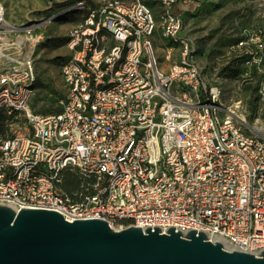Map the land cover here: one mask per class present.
<instances>
[{"label": "built area", "instance_id": "1", "mask_svg": "<svg viewBox=\"0 0 264 264\" xmlns=\"http://www.w3.org/2000/svg\"><path fill=\"white\" fill-rule=\"evenodd\" d=\"M180 1L158 0L155 11L142 0H70L23 24L9 23L0 3V110L31 127L28 135L0 130V204L51 209L68 221L102 218L113 229L201 230L228 249L264 250V131L207 84L182 34ZM74 13L81 18L67 34L62 109L36 113L33 42L48 38L45 24ZM156 30L171 41L167 59L180 46L167 71ZM235 46L246 73L261 67L262 29L244 31ZM70 168L97 177L95 193L77 203L58 186Z\"/></svg>", "mask_w": 264, "mask_h": 264}, {"label": "rangeland", "instance_id": "2", "mask_svg": "<svg viewBox=\"0 0 264 264\" xmlns=\"http://www.w3.org/2000/svg\"><path fill=\"white\" fill-rule=\"evenodd\" d=\"M67 1L70 0H0V3L6 7L10 23L23 24L46 19L60 11ZM105 1L108 0H87L92 7H98ZM142 1L155 11L159 9L158 0ZM177 11L184 18L182 34L191 43L192 59L202 69L207 84L221 88L220 101L224 107L242 113L246 122L264 131V95L260 92L264 86V62L259 69L246 73L241 51L235 46L244 31H264V0H181ZM79 18L81 13H74L71 18L61 17L41 28L48 38L36 46L33 54L37 81L31 108L36 113L46 115L62 109L65 87L61 64L70 56L67 34ZM154 41L160 66L167 71L178 60L180 46H176L174 55L167 59L165 51L171 41L162 38L159 30L154 34ZM235 68L240 69L239 75L230 76ZM257 85L259 89L254 97L259 98L256 107V103L250 104L251 94L246 87L255 88ZM6 125L9 135H28L31 132L27 118L21 115L6 120ZM73 171L83 178L91 176L79 169Z\"/></svg>", "mask_w": 264, "mask_h": 264}, {"label": "water", "instance_id": "3", "mask_svg": "<svg viewBox=\"0 0 264 264\" xmlns=\"http://www.w3.org/2000/svg\"><path fill=\"white\" fill-rule=\"evenodd\" d=\"M0 264H264V250L228 249L201 230L113 229L102 218L0 204Z\"/></svg>", "mask_w": 264, "mask_h": 264}, {"label": "trees", "instance_id": "4", "mask_svg": "<svg viewBox=\"0 0 264 264\" xmlns=\"http://www.w3.org/2000/svg\"><path fill=\"white\" fill-rule=\"evenodd\" d=\"M240 73L239 68H235L230 73V76H237ZM259 89V85L255 88L246 87V90L250 92L251 99L250 104L258 102V96L254 97ZM255 98V99H254ZM18 113H13L12 115H8L4 113L3 110H0V130L4 133L7 132L6 120L13 119V116ZM252 119V118H251ZM74 169H64L60 172V181L58 182V186L61 189L62 193L67 196L71 202L77 203L82 201L87 195H92L95 193L94 184L97 181V177L94 175L82 177L79 173L73 171Z\"/></svg>", "mask_w": 264, "mask_h": 264}, {"label": "bare ground", "instance_id": "5", "mask_svg": "<svg viewBox=\"0 0 264 264\" xmlns=\"http://www.w3.org/2000/svg\"><path fill=\"white\" fill-rule=\"evenodd\" d=\"M9 22V21H8ZM10 23V22H9ZM40 38H42V36H40L39 37V39ZM38 42H33V45H32V48H31V50H30V54H31V52H33V51H35L34 49H36L35 48V46H36V44H37ZM232 109V108H231ZM242 119H245L244 118V115L241 113V114H238ZM10 206H12V207H14L15 209H17V207H15L14 205H12V204H9Z\"/></svg>", "mask_w": 264, "mask_h": 264}]
</instances>
